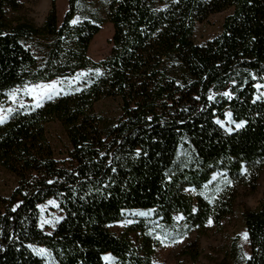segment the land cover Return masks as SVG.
I'll return each instance as SVG.
<instances>
[{
  "label": "trees",
  "instance_id": "1",
  "mask_svg": "<svg viewBox=\"0 0 264 264\" xmlns=\"http://www.w3.org/2000/svg\"><path fill=\"white\" fill-rule=\"evenodd\" d=\"M23 1L0 0V103L18 86L78 71L89 75L73 94L15 108L0 124V169L16 173L10 156L19 153L35 172L19 176L0 218V264H43L35 246L48 251L54 264H106L100 250L87 244L106 237L131 211H151L164 228L182 217L178 239L190 230L219 232L240 194L255 192L264 170V99L255 98L264 78V0H225L230 11L213 50L217 63L193 39L198 7L212 0H133L131 14L107 11L111 49L99 62L87 52L103 21L85 5L104 0H68L59 23L52 4L41 25L16 15ZM73 19L78 22L70 25ZM127 77L145 79L146 103L131 107L126 101ZM107 99L120 100L121 115L100 118L103 137L92 142L74 112ZM225 112L244 125L222 130L215 121ZM53 123L69 143L62 161L55 160L47 136ZM54 196L62 197L67 214L46 234L38 207ZM242 218L250 255L243 258L233 243L230 259L264 264V194ZM161 234L138 220L108 251L118 264H153ZM182 255L194 264L198 249L191 244Z\"/></svg>",
  "mask_w": 264,
  "mask_h": 264
},
{
  "label": "rangeland",
  "instance_id": "2",
  "mask_svg": "<svg viewBox=\"0 0 264 264\" xmlns=\"http://www.w3.org/2000/svg\"><path fill=\"white\" fill-rule=\"evenodd\" d=\"M67 3L68 0H27L23 1L24 9L17 12L16 15L21 18L29 19L36 25H41L52 4H54L59 23L66 13ZM132 3L133 0H104L90 1L85 5L86 11H94L103 21L100 32L91 40L87 52V56L94 62L106 59L111 49L110 40L113 28L109 23L105 22L106 12L113 11L119 14H131ZM224 3L225 0L201 2L195 19L196 27L193 39L199 50L210 57L213 63H217L213 50L221 39L222 21L230 11L229 8L227 9L224 7ZM78 73H84L85 75L78 76ZM88 75V72L78 71L74 77H63L53 80L58 82V91L51 96V98L45 96V98L40 101V106L46 103V101L61 97V95L73 94L76 92L81 81ZM69 81H71V83H69ZM51 82L52 81L37 84H48ZM37 84L15 87L13 89L17 90L15 92V100L8 99L7 102L0 103V109L12 108L15 110V108L21 107V101L24 106L30 104L35 105L31 95L25 94L24 89L26 86H34ZM125 87V98L131 107L146 103L148 99V86L145 79H132L127 77ZM255 88V98L257 100L261 98L264 99V95H261L264 93V78L261 84H257ZM225 113L223 119L217 118L216 120L222 121L225 127L234 131V129H237L235 127L236 123L233 121L232 116L231 122L226 120ZM4 114L3 111H0V115ZM74 114L84 134L93 142L103 137L100 128V118L106 121L118 120L121 115V103L120 100L107 99L105 101L93 103L90 106L78 107ZM221 129L224 130L222 127ZM231 131L227 133H231ZM47 136L52 150L54 151L55 160L62 161L65 159L66 150L69 149V143L63 128L57 123L50 124L47 127ZM10 163L16 169V173H12L4 168L0 169V218H2L7 211L9 197L17 187L19 176L28 179L35 173L34 168L31 167L28 158L24 154L12 153L10 156ZM260 175L255 192L249 195L240 194L234 202L232 214L221 222L222 226L219 232L209 230L207 233H204V235H199L194 230H190L185 237L178 239L179 234L185 229L184 226L180 224L181 219H176L173 227L164 228L158 224V221L152 220L153 215L151 211H131L124 214L121 222L111 225L106 237L92 241L88 243L87 246L100 250L101 257L110 256L111 259L109 261L104 260L106 264H118L115 257L111 256L108 251L110 244L118 240L119 234L127 224L135 223L138 220H145L150 225H154L157 229L162 231L161 235L156 236V240H159L160 245L153 255V264H192L190 257L182 255L183 249L191 244L193 248L197 247L199 254L194 264H233L229 253L233 243L238 245L243 258H247L250 255L248 237L245 238L246 230L242 214L244 210L256 208L262 199L264 194V170ZM50 200L55 201V207L49 204L48 201L38 207V225L46 234H50L54 230L55 225L62 219H65L67 214L62 206V197L54 196L49 199V201ZM138 212L148 213V215H136ZM44 221H48V223H44ZM31 249L33 251V249L44 248L35 246ZM33 253L43 260V264H54L48 251L45 250L44 254H38L34 251Z\"/></svg>",
  "mask_w": 264,
  "mask_h": 264
},
{
  "label": "snow or ice",
  "instance_id": "3",
  "mask_svg": "<svg viewBox=\"0 0 264 264\" xmlns=\"http://www.w3.org/2000/svg\"><path fill=\"white\" fill-rule=\"evenodd\" d=\"M77 22H78L77 19H73V20L69 21V24L75 25ZM96 74L97 75L100 74L99 70H96ZM77 75L83 76L85 74L84 73H78ZM57 83H58L57 81H52L51 83H48V84H37L34 86H26L24 91H25V94L31 95L33 101L35 102L34 106L39 107L40 101H42L45 98V96H47L48 98H51V96H53L58 91ZM69 83H71V81H69ZM257 87H260V86H257ZM16 91L17 90H13L7 94L9 100H15V98H16L15 92ZM209 91L211 93V90H209ZM222 95H224L225 97L231 98L230 94L228 92H224V93H222ZM261 95H264V93H262ZM208 99L209 100L213 99L211 94L209 95ZM20 105H21V107L24 106L22 101L20 102ZM13 110L14 109H12V108L0 109V111H3L5 113L4 115H0V123H3L4 120L7 118V116L11 115ZM225 119L228 120L229 122H231V113H225ZM215 123L220 125L222 128H224V130L226 132L231 131V129L225 127V125L222 121L216 120ZM244 123H245L244 121H239L238 123L235 124V127L237 129H239L244 125ZM138 154H139V152H137V155ZM241 172L243 174V169H241ZM226 183H228L230 185L231 181L226 180ZM209 202H211V201H209ZM48 203L53 205L54 207L56 206L55 201L50 200V201H48ZM136 215L146 216V215H148V213L138 212V213H136ZM174 219H182V217H175ZM44 223H48V221H44ZM245 238H246V234H245ZM0 250H2V249H0ZM33 251L37 252L38 254H44L45 253V249H33ZM102 259L105 261H109L111 259V257L110 256H103Z\"/></svg>",
  "mask_w": 264,
  "mask_h": 264
}]
</instances>
